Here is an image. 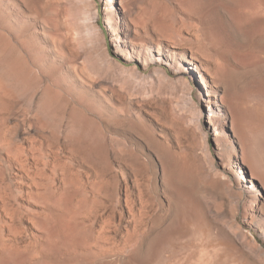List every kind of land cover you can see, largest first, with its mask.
Listing matches in <instances>:
<instances>
[{
    "label": "rangeland",
    "instance_id": "374dc122",
    "mask_svg": "<svg viewBox=\"0 0 264 264\" xmlns=\"http://www.w3.org/2000/svg\"><path fill=\"white\" fill-rule=\"evenodd\" d=\"M0 264H264V0H0Z\"/></svg>",
    "mask_w": 264,
    "mask_h": 264
},
{
    "label": "bare ground",
    "instance_id": "6f19581e",
    "mask_svg": "<svg viewBox=\"0 0 264 264\" xmlns=\"http://www.w3.org/2000/svg\"><path fill=\"white\" fill-rule=\"evenodd\" d=\"M158 33V32H157ZM158 35V34H157ZM193 37H195L194 39L197 41V43L199 44L200 42H199V36L198 35H196V34H194L193 35ZM159 38H161V36H160V34L158 35V36H156V40H157V42H155V39H153V37L151 38V37H149L148 36V40H149V42H150V44L151 45H154V46H159ZM166 39H168L169 41H171V45H173V46H171V48L173 47V48H176V47H178V46H183V45H187V44H191L192 42L189 40V39H187V38H185L184 36H183V33H182V31H173L172 33H171V35L169 36V37H167ZM197 47V46H196ZM199 47L201 48L202 46H200L199 45ZM198 48V47H197ZM195 58V59H194ZM191 59H193V60H196V56H194V57H191ZM197 61V60H196ZM25 166V165H24ZM21 168V167H20ZM24 168H26V166L24 167ZM24 168H22V169H24ZM21 169V170H22ZM28 169V168H27ZM23 171V170H22ZM25 171H26V169H25ZM29 171V170H28ZM21 172V171H20ZM21 174V173H20ZM23 174V173H22ZM29 174V173H28ZM8 211V210H7ZM11 212V211H10ZM9 212V213H10ZM8 213V214H9ZM4 214L6 215V213L4 212ZM14 215V212H11L10 214H9V216H13ZM7 216V215H6ZM8 217V216H7ZM9 218V220H10V217H8ZM13 219V218H12ZM11 221V220H10ZM5 228H9L10 226L8 225V223H6L5 224V226H4ZM3 227V228H4ZM231 233L233 234V236L234 237H236L237 239H239V240H241V242H243L247 247H252L251 245H250V241H248L247 240V238L245 237V235L242 233V231H241V229H240V227H238L237 225H233L232 227H231Z\"/></svg>",
    "mask_w": 264,
    "mask_h": 264
}]
</instances>
